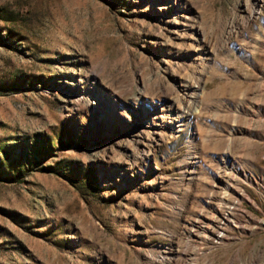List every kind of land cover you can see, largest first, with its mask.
I'll return each instance as SVG.
<instances>
[{"label":"rangeland","instance_id":"obj_1","mask_svg":"<svg viewBox=\"0 0 264 264\" xmlns=\"http://www.w3.org/2000/svg\"><path fill=\"white\" fill-rule=\"evenodd\" d=\"M255 1L0 0V264H264Z\"/></svg>","mask_w":264,"mask_h":264},{"label":"bare ground","instance_id":"obj_2","mask_svg":"<svg viewBox=\"0 0 264 264\" xmlns=\"http://www.w3.org/2000/svg\"><path fill=\"white\" fill-rule=\"evenodd\" d=\"M259 2H260V0H256V1H255V5L257 6ZM258 12H259V8L255 7V8L251 11V13H250V15H249V17H248V21L251 20V19H253V18L258 14ZM191 87H193V86H191V85L189 86V85H187V84L184 86L185 92H187L186 95L189 96V100H188V103H186L187 105H185V108L182 109V110L179 112V114H178V115H179V118H181V122H182V123L184 122L185 119H188L187 115L193 113V111H194V110H193L194 104L196 103V99H197L198 96H199V95H197V91L193 93V92L190 90ZM171 107H172V105H171ZM195 227H196V226H195ZM192 231H193V230H192ZM175 252H176V250L172 249L170 254L173 255V254H175ZM177 252H178V251H177ZM177 252H176V253H177ZM165 260L171 261V260H173V259H172V257H170L169 259H162V261H165Z\"/></svg>","mask_w":264,"mask_h":264}]
</instances>
